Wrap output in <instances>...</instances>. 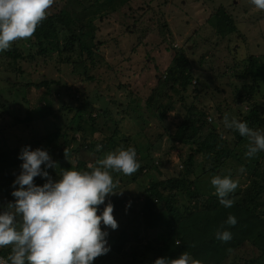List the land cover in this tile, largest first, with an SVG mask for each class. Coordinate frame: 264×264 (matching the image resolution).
<instances>
[{
    "label": "rangeland",
    "instance_id": "374dc122",
    "mask_svg": "<svg viewBox=\"0 0 264 264\" xmlns=\"http://www.w3.org/2000/svg\"><path fill=\"white\" fill-rule=\"evenodd\" d=\"M72 3V0H55L47 10V15L62 9L70 13ZM221 12L230 18L228 21H232L235 28L233 32L225 30L227 21L218 16H221ZM77 13L89 16L80 6ZM78 15L74 16L76 23H86ZM101 17L93 18L95 30L91 46L95 54L94 62L86 52H83L79 60L75 58L78 56L77 43L73 52H64L60 56L56 51L39 54L40 45L33 35L12 42L17 44L23 57L14 60L4 51L0 52V151L21 144L31 148H48L46 145L51 143L52 136L47 137L49 133H37L35 126L43 131L42 125H48L49 130L55 124L54 130L59 127L58 131L72 136L74 131L68 130L67 124L72 114L78 112L70 113L68 121H65L62 114L67 113L69 107L77 105L78 108L84 106L96 117L94 132L85 133L89 135L88 142L92 139L99 142L110 137L114 129L118 128V143L123 147L139 146L138 156L143 158L141 164L147 170L135 179L133 176L138 174L139 168L131 175L112 173L117 183L116 190H122L123 194L107 196L106 200L124 195L132 197L118 209L113 208L118 227L111 229L110 233L117 235L125 229L127 241L141 247L142 240L155 239L158 229L156 225H152L153 229L145 228L146 222L141 216L143 193L151 182L179 176L183 159L189 150L187 146L173 141L172 137L176 131L175 125L185 110H188L192 97L203 95L204 92L207 94L201 97L199 108L209 113L207 119L210 117L216 124L221 122L219 111L223 115L229 114L230 118L242 117L247 111L245 99L238 101L245 96L246 90L240 89L241 81L229 75V66L233 60L231 49L237 50L238 59L250 54L264 56V10L257 9L251 0H129L119 9L109 10V13ZM86 30L92 32L89 27ZM178 52L183 53L190 63L194 62L193 81L187 91H182L178 86L173 87L169 81L166 84L163 82L167 76L166 69ZM197 61H201V64L198 65ZM40 81L59 84L50 83V90H46L35 86ZM17 83L28 85L22 87ZM155 90L152 95L155 101L145 107L144 100ZM166 92L167 96L163 97ZM83 95L88 96L84 98ZM47 99L52 101L51 106L55 113L59 111L57 115L60 114V117L47 114L41 121L37 113L29 114L32 107L43 105ZM168 100L174 101V108L165 113L164 120H160L155 107ZM101 111H105L106 115ZM33 117L38 118L32 121ZM227 129L229 132L225 129L220 132L233 149V129ZM41 134L44 140L39 139ZM79 137L70 143L69 148L79 144ZM107 141V148H110H103L98 155L80 151L79 159L86 162V167L96 165L109 151H114L113 141ZM49 153L57 164H62V169H65L67 162L76 164L74 157H59L58 151L54 150ZM12 159L16 160V156ZM202 159L199 155L193 162L195 175L202 171ZM230 162L235 164L232 160ZM261 162L264 165V156ZM3 165L0 164V167ZM240 169L235 165L231 169L228 165V170L234 171L233 178L238 180L243 179ZM18 172L19 169L0 171V205H6L11 198L12 181ZM53 172L54 169L49 168V173ZM7 173H13L12 180L8 182ZM198 177L204 179L202 185L207 189L210 179H206V175L202 177L201 173ZM35 183L39 184L38 181ZM178 192L172 191L175 194L171 199L180 210L193 203V198L179 195ZM138 211L140 215L135 214ZM134 227H138L139 232H131ZM118 257L121 259L119 264H124L125 258Z\"/></svg>",
    "mask_w": 264,
    "mask_h": 264
},
{
    "label": "trees",
    "instance_id": "16d2710c",
    "mask_svg": "<svg viewBox=\"0 0 264 264\" xmlns=\"http://www.w3.org/2000/svg\"><path fill=\"white\" fill-rule=\"evenodd\" d=\"M127 1L129 0H72V11L70 13L62 9L58 13L46 15V18L38 24L33 33L35 41L40 45L38 53L43 55L44 53L56 51L60 56L64 52H73L77 43L78 56L75 58L79 60L83 52H86L88 57L94 62L95 54L91 46L95 30L93 18L98 16L100 19L102 18L101 16L109 13V10H117ZM78 6L87 11L89 16L78 15ZM221 13V16H218L226 18L227 21L225 30L233 32L235 28L232 21H228L230 18L225 16L224 12ZM77 15L86 23L77 24L74 19V16ZM88 27L92 29V32L86 30ZM236 51V49H231L233 60L228 71L230 72L229 75L241 81L242 87L240 89L246 90L245 96L238 101L245 99L247 102V111L242 117L237 119L247 121L248 126L251 128L259 127L264 130V71H262V68H264V56L250 54L245 58L238 59ZM180 52L182 51L180 50ZM180 52L176 53V57L167 67V76L163 82L166 84L169 81L173 87L178 86L182 91H187L193 81L192 65L194 66V62L190 63L187 57ZM4 53L14 60L23 57L22 51L19 50L15 43L12 44V47L5 50ZM67 59H69V55ZM197 64L200 65L201 61H197ZM50 83H55L53 85H56L58 82L40 81L35 86L50 90L52 85ZM17 84L22 87L26 86V84L28 85V83ZM156 91H153L144 100L145 107L151 106L155 101L152 95ZM193 91L196 92V90ZM167 94V92L164 93L163 97L167 96ZM203 95L207 94L204 92ZM203 95L192 97L193 100L188 105V110H185V114L182 115L181 120L175 125L176 131L172 137L173 141L187 146L189 150L186 158L183 159L184 162L179 176L164 181L151 182L150 187L145 189L143 193L142 209L140 208L141 216L146 222L145 228L151 227L153 229L152 225L158 227L155 239L142 240L140 243L142 245L141 247L138 246V248L127 241V234H125L127 231L125 229H122L117 235H113V233H110L111 229L108 228L106 239L110 246V251L94 258L93 264H119L121 259L118 256L125 258L124 264H152L159 256L174 258L185 251L190 253L193 258L203 261V264H264V165L261 162L264 153L259 151L253 157H246L244 153L247 150L246 145L250 141L234 129H231L233 132L231 141L234 143V148H230L227 140L222 137L220 132V130L223 131L224 129L229 132V129L224 126V115L220 114L219 111L221 116V122L217 123L219 127L214 126L213 121H208L207 115L209 113L199 108ZM87 96L83 95L84 98H87ZM80 98L78 100L82 101ZM182 99L185 100V97ZM51 104V100H44L43 105L32 107L29 114L37 113L41 121L45 119L47 114L60 117V114L57 115L59 111L55 113ZM173 105V100L157 105L155 107L157 117L160 120H164L165 113L172 110L174 108ZM133 110H136V108L133 107ZM73 112H78V114H72L73 116L68 121V115ZM101 112L106 115L105 111ZM219 115L218 118L220 117ZM62 116H64L65 121H68V130L74 131L72 136H69L64 131H58L59 127L54 130L55 124L49 130L48 125H42L43 131L38 130V127L35 126V131L37 133H49L47 137L52 136L51 143L46 145L49 151H58L59 157H74L73 161L76 164L72 165L71 162H67L65 169H88L86 162L81 158L79 159L81 150L94 152L95 155H98L103 148H110H107L108 139L113 141L114 151L117 146H121L116 139V133L119 132L118 128L114 129L110 137H106L99 142L95 139H92L91 142L87 141L89 135L85 133L94 132L97 121L96 117L87 111L84 106L81 108H78V105L69 107L68 112L62 114ZM35 118L38 117H33L32 121L36 120ZM78 137L80 139L79 144L69 148L70 143L77 141ZM39 139L44 140L45 138L41 134ZM99 143L101 147L98 150L97 144ZM22 147L23 144L0 151V164H5L0 167V171L3 169H11L13 171L19 169L21 161L18 159V153ZM133 147L136 149L137 159L140 163L138 174L133 176V179H135L147 169L141 164L142 157L138 156L140 147ZM199 155L203 158L200 161L202 163V171L200 173L202 177L206 175V179H210L209 177L217 173H230L233 177L235 175L234 171H229L228 165L231 169L234 168V165L243 169L242 174H240L243 175V179L239 178V186L231 194L234 203L230 208H225L219 203L211 183L205 189L202 185L204 179L198 177L200 173L195 175L192 165ZM15 156L16 160H13L12 158ZM231 160L235 164L230 162ZM57 165L56 170L54 169L52 174L49 173L53 178L56 177L55 172L61 170L62 164ZM47 171L49 172V169ZM12 178L13 173H7V182L11 181ZM36 181L42 184L44 179L37 176V179L34 178V182ZM174 190L179 191V195L185 194L193 198V203L185 205L180 210L171 199V196L175 194L171 193ZM129 197L132 196L124 195L121 198L107 199L105 203L110 201L114 206L113 208L116 207L118 209L124 202L128 201ZM13 200L14 198L11 196L7 202ZM130 209L133 208L130 207ZM135 214L140 215V211ZM229 214L236 217L237 223L235 225L225 223ZM102 227L104 226L102 225ZM222 228H227L231 231V240L223 242L216 238V232ZM136 231H138V227H134L131 232L134 233ZM126 250L127 253H125ZM10 251V246L0 248V255L7 258ZM122 253L124 254L121 255Z\"/></svg>",
    "mask_w": 264,
    "mask_h": 264
},
{
    "label": "clouds",
    "instance_id": "9594fccd",
    "mask_svg": "<svg viewBox=\"0 0 264 264\" xmlns=\"http://www.w3.org/2000/svg\"><path fill=\"white\" fill-rule=\"evenodd\" d=\"M54 2L0 0V52L18 39L30 38ZM251 3L264 10V0ZM223 122L226 128L238 131L250 141L246 157L264 151V130L253 129L247 121L230 118L227 113ZM100 147L97 145L98 150ZM18 159L21 163L11 191L14 200L0 205V248L11 247L6 259L0 257V264H93L94 258L107 254L110 251L107 229L115 230L118 223L113 216V204L105 200L107 196L123 194L122 190H116L112 173L131 175L137 171L140 163L135 147L120 146L109 151L96 165H88L87 170L60 168L55 178L47 169L56 170L58 165L47 148L25 145ZM37 176L44 179L42 184L34 182ZM210 183L219 203L230 208L234 203L231 194L239 186V180L230 173H217ZM225 223L235 225L236 217L229 214ZM215 235L223 242L232 239L227 228ZM152 264H203V261L185 251L174 258L159 256Z\"/></svg>",
    "mask_w": 264,
    "mask_h": 264
},
{
    "label": "built area",
    "instance_id": "2783aa9c",
    "mask_svg": "<svg viewBox=\"0 0 264 264\" xmlns=\"http://www.w3.org/2000/svg\"><path fill=\"white\" fill-rule=\"evenodd\" d=\"M0 257H3L2 255H0ZM5 258V257H4ZM6 259V258H5Z\"/></svg>",
    "mask_w": 264,
    "mask_h": 264
},
{
    "label": "water",
    "instance_id": "95a60500",
    "mask_svg": "<svg viewBox=\"0 0 264 264\" xmlns=\"http://www.w3.org/2000/svg\"><path fill=\"white\" fill-rule=\"evenodd\" d=\"M214 126H216V124L214 123Z\"/></svg>",
    "mask_w": 264,
    "mask_h": 264
}]
</instances>
